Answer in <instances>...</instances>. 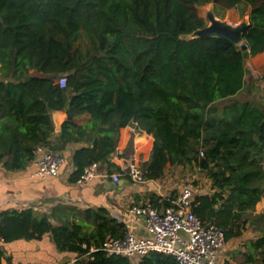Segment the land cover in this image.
<instances>
[{
	"label": "trees",
	"instance_id": "1",
	"mask_svg": "<svg viewBox=\"0 0 264 264\" xmlns=\"http://www.w3.org/2000/svg\"><path fill=\"white\" fill-rule=\"evenodd\" d=\"M208 3L249 6L244 42L249 55L264 52V0H0V162L24 170L38 146L63 153L82 143L70 182L92 164L121 173L110 157L120 130L136 124L153 137L145 181L176 166L206 172L212 192L194 195L193 212L222 228L226 242L250 227L256 238L229 256L264 264V212L252 214L264 193V93L246 81L239 45L180 39L206 25L197 7ZM53 111L66 119L51 141ZM126 231L102 207L0 212L3 243L49 234L58 251L76 255L71 264H132L98 250ZM137 264L177 262L152 252Z\"/></svg>",
	"mask_w": 264,
	"mask_h": 264
},
{
	"label": "crops",
	"instance_id": "2",
	"mask_svg": "<svg viewBox=\"0 0 264 264\" xmlns=\"http://www.w3.org/2000/svg\"><path fill=\"white\" fill-rule=\"evenodd\" d=\"M260 55L264 59V52L257 54L258 64H256V59L252 61V66L255 68L259 65ZM252 72L256 73L254 70ZM255 76L257 75L255 74ZM259 87L264 93V80H261ZM51 116L54 126L51 137V141H53L58 136L66 114L63 111H53ZM141 138L144 140L139 141ZM80 146L82 143H71L66 147L63 151L64 162L56 177L40 179L34 176L35 167L32 162L27 168L19 171H7L0 162V212L22 211L31 208L35 212L49 214L55 207H72L78 210L102 207L107 209L112 217L124 221L128 230L143 235L145 234L143 219L132 215L130 209L146 201L152 203L153 200L152 204L158 210H163L162 200L173 201L176 199L177 195L164 197L159 192V189L156 188V186L159 187V180L133 184L122 177L119 181L122 186L119 187H114L110 184L114 182L103 176L82 182H70L69 176L74 169L72 155L75 149ZM152 147V135L139 130L136 124H130L120 130L116 150L110 160L121 171H124L125 160L130 157H134L142 163L148 161ZM204 189L201 193L212 192L209 180ZM152 195L158 197H151ZM262 212H264V193L261 200L255 205L252 214ZM255 238L256 233L248 227L241 237L229 240L231 243L234 241L230 245L232 251H245L244 244ZM229 241L226 243L229 244ZM1 244L4 252L2 264H71L76 260L75 254L58 251L49 234H45L41 239H19Z\"/></svg>",
	"mask_w": 264,
	"mask_h": 264
},
{
	"label": "built area",
	"instance_id": "3",
	"mask_svg": "<svg viewBox=\"0 0 264 264\" xmlns=\"http://www.w3.org/2000/svg\"><path fill=\"white\" fill-rule=\"evenodd\" d=\"M59 84L65 85L64 77L59 79ZM63 162V153L38 146L32 160L35 167L33 175L40 179L56 177ZM123 170L108 174L92 164L85 168L78 182L97 176L109 178L114 183L122 177L133 184L145 182L142 166L134 157L125 160ZM194 195L193 189L186 186L163 210H158L150 201L133 206L130 213L143 219L145 234H136L127 229L122 238H108L98 250L109 256L127 257L132 264H137L152 252L171 255L177 264H229L228 258L223 255L226 243L224 230L196 216L192 209Z\"/></svg>",
	"mask_w": 264,
	"mask_h": 264
},
{
	"label": "rangeland",
	"instance_id": "4",
	"mask_svg": "<svg viewBox=\"0 0 264 264\" xmlns=\"http://www.w3.org/2000/svg\"><path fill=\"white\" fill-rule=\"evenodd\" d=\"M209 10H213L216 18L220 20H225L235 25L248 18L250 7L245 5L244 3L239 4L237 7L231 9H222L221 7H216L214 3H208L197 7L198 14L201 17H203L205 20H206L207 12ZM206 24H208L207 20H206ZM254 59H256V64H258L257 55L255 56L249 55L245 59V66L247 68L246 81L249 84L252 82H257V85L259 86L261 83L259 76L264 71L263 70L264 59L260 55V62L257 68L252 66L253 64L252 61ZM252 70H254L256 73H253ZM31 74H35L34 71H31ZM255 74L257 76H255ZM246 97L247 96H245V98ZM140 164H142V162H140ZM207 183H208V178L206 176V172H203L198 168H194V167L190 168V166L187 167L176 166L166 171L165 176L162 179H160L158 182L159 187L156 186V188L159 189V192L164 197H173L174 195L175 196L178 195L180 190L186 186H190L193 189L194 194L201 193L203 190H205L204 188H206ZM232 243L230 241L229 244L225 243L223 248V255L228 258L229 264H235V262L239 260V259L234 260L229 256V253L232 251L230 246Z\"/></svg>",
	"mask_w": 264,
	"mask_h": 264
},
{
	"label": "water",
	"instance_id": "5",
	"mask_svg": "<svg viewBox=\"0 0 264 264\" xmlns=\"http://www.w3.org/2000/svg\"><path fill=\"white\" fill-rule=\"evenodd\" d=\"M208 24L204 27L196 29L190 34L180 36V39L191 40L200 37H217L226 39L235 45H239L243 51L244 59L249 56V50L244 42V32L249 25L248 18L238 24H231L225 20L215 17L213 10H209L206 15ZM127 183V182H126ZM114 187L122 186L119 182L110 183Z\"/></svg>",
	"mask_w": 264,
	"mask_h": 264
}]
</instances>
